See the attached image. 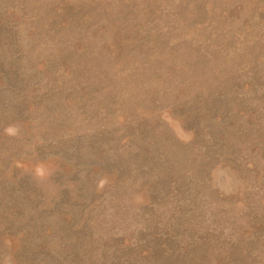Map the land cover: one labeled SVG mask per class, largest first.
Segmentation results:
<instances>
[{
    "label": "rangeland",
    "instance_id": "rangeland-1",
    "mask_svg": "<svg viewBox=\"0 0 264 264\" xmlns=\"http://www.w3.org/2000/svg\"><path fill=\"white\" fill-rule=\"evenodd\" d=\"M0 264H264V0H0Z\"/></svg>",
    "mask_w": 264,
    "mask_h": 264
}]
</instances>
